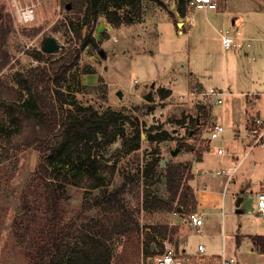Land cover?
I'll return each instance as SVG.
<instances>
[{"label":"rangeland","instance_id":"obj_1","mask_svg":"<svg viewBox=\"0 0 264 264\" xmlns=\"http://www.w3.org/2000/svg\"><path fill=\"white\" fill-rule=\"evenodd\" d=\"M178 2L179 0H141L139 7L132 8L131 12L132 15H138L140 21L112 30H106L105 27L113 26L99 14L93 31L96 44H89L82 50L78 65L70 69L61 82V87L67 95L75 96L82 105L91 104L99 111L106 108L122 110L131 120H137L140 127L149 128L151 133L166 129L171 134V138L167 140L150 142L142 132L139 150L126 155L120 152V139L103 149L108 163L115 161L117 167L109 188L119 183L118 171L122 167L126 166L129 171L135 173L137 168H142L151 158L161 156L168 157L165 163H170L175 169L173 171H176L170 184L173 189L177 182L186 179V169L188 166L190 168L195 151L208 145L205 129L202 126H194L191 122L198 111H203L204 104H200L199 95H191L188 91L178 96L176 92L162 99L159 95V84L175 83L171 88L184 92L192 73L211 77L213 87L219 85L220 79L225 78L234 89L241 91L254 92L255 83H264V78L254 76L251 78L254 83L251 86H244L239 82L237 87L236 76L239 74L233 65L234 50L224 49L218 40L219 28L228 29L233 33L230 24L221 14L214 17L211 9H196L186 0V14L191 17L189 19L193 24L191 30L187 31L189 26L177 15ZM223 7L226 15L237 12L248 30L264 35V0H217V9ZM26 10L32 12L31 19L23 15ZM82 14L83 12L74 9L70 0H0V78L5 83L16 86L15 73L24 72L38 64L27 51L40 50L47 37H55L60 44V49L51 53L56 55L54 58L62 55L64 48L73 47L76 39L70 23L72 21L76 27L81 20L77 16ZM187 21L190 22L188 18ZM99 23H103L105 27L98 34ZM179 28H182L181 33L177 32ZM206 52H210L212 56H207ZM261 54L253 55L254 59L249 60L250 66L260 65L264 69V52ZM244 58L242 62L247 66V59ZM190 81L189 90L193 85L198 86L192 78ZM152 82L155 84L148 86ZM143 87L145 88L139 91ZM258 90L260 91V88ZM116 91H121V96L117 95ZM226 96L224 95L222 103L210 107L216 109L217 106L224 105ZM260 97H264V93ZM261 104L264 105V102ZM126 125L128 126L129 122ZM128 131L130 132V129ZM179 143H187L190 150L180 148L175 155H171L170 151L179 147ZM4 146L1 138L0 150ZM37 154L33 147H25L20 151H13L9 158L0 162V264L26 263L24 247L15 235L13 218L20 211V196L36 167ZM161 169V174H154L146 183H140L139 186L135 182L129 184L132 188L125 195L132 205L143 201L145 185L151 190L159 187L161 192H164V168ZM177 169L180 170L179 173ZM189 171L191 172V169ZM108 177L106 182H110ZM68 191V218H71L79 211L85 188L72 185ZM245 191L246 188L243 192ZM91 193L95 194L96 190ZM153 195L152 192L151 198ZM167 196L165 193L164 201H168ZM248 196L245 195L242 207L249 203ZM238 198L241 196L238 195L235 201ZM133 216L139 221L138 233L132 228L127 236H118L119 244L114 250L111 264H148L150 259L165 250V245L179 250L175 243L176 238H182L185 233L191 235L194 245L197 243L200 231L193 230L186 224H183L181 229L177 225V231L171 239L155 236V240L151 242L153 252L149 258L143 252V237L148 225L175 226V223L181 221L180 215L175 211L141 209L134 212ZM219 218L220 216L208 217L200 227H210L217 249L222 244ZM225 222L228 226L227 218ZM224 233V243L228 248L232 238L229 233Z\"/></svg>","mask_w":264,"mask_h":264},{"label":"trees","instance_id":"obj_2","mask_svg":"<svg viewBox=\"0 0 264 264\" xmlns=\"http://www.w3.org/2000/svg\"><path fill=\"white\" fill-rule=\"evenodd\" d=\"M70 1L74 9L83 12L77 16L81 20L76 27L70 23L76 39L73 47L64 48L57 58L41 49L27 51L38 64L24 72L17 71L16 86L0 78V139L5 143L0 162L25 147H33L38 153L36 167L20 196V211L13 218L16 238L24 247L25 264H111L118 236H127L132 228L138 233L139 221L134 212L162 209L184 214L196 209L194 191L188 183L193 177L189 166L186 179L171 189L176 171L170 163L162 165L161 156L151 158L135 173L122 167L118 171L119 183L108 187L117 167L115 161L108 163L103 149L120 139V152L126 155L139 150L142 132L150 142L167 140L171 134L166 129L151 133L122 110L99 111L91 104L82 105L62 89L61 82L78 65L82 50L96 44L93 31L99 14L113 27L140 21L131 12L141 0ZM185 1L178 2L180 16L186 14ZM169 94L168 89L159 90L161 98ZM191 122L198 124L196 117ZM178 146L190 150L187 143ZM161 168L164 192L145 185L143 201L132 205L125 195L132 188L129 184L146 183L154 174H161ZM107 176L110 182H106ZM72 185L84 187L85 194L79 211L68 218V189ZM95 190V194L91 193ZM165 193L168 201H164ZM176 231L177 225H148L143 252L150 258L155 236L171 239ZM250 238L264 254V234Z\"/></svg>","mask_w":264,"mask_h":264},{"label":"crops","instance_id":"obj_3","mask_svg":"<svg viewBox=\"0 0 264 264\" xmlns=\"http://www.w3.org/2000/svg\"><path fill=\"white\" fill-rule=\"evenodd\" d=\"M215 2L217 5V0ZM204 9L209 10L211 8ZM223 9L225 8L217 9L216 7V9H211L213 16L221 14L226 22L230 24L229 27L233 33L240 32L250 38L249 45H244L242 50H232H234L233 65L235 69H238L239 74L236 76V86L238 87L239 82L244 86H251L254 84L251 80L254 76L260 79L264 78V69L260 65L250 66L249 62L250 59H254L253 55L260 56L262 55L261 52H264V35L254 34L251 30H248L240 14L237 12H230L226 15ZM177 15L180 19L184 20L186 26H189L187 31H190L193 27L189 19L191 17L187 14L185 16ZM187 18L190 21L189 23ZM121 26H124V24L117 27ZM105 28L106 30H112L115 27L107 26ZM177 32L181 33L182 28L177 29ZM218 36L220 37V34ZM206 53L207 56H212L210 52ZM244 57L247 59V66L242 62L245 59ZM191 78L201 88L212 86L211 77L207 75L198 76L193 73L188 78L187 89L184 92L183 90L171 88L175 86V83L172 85L159 84V86L170 90V94L166 97L176 92L180 96L189 91ZM218 83L220 86L217 85L215 87L224 89L225 95H227L226 102L220 107L217 106L216 109L213 106L209 109V121L211 123L222 124L225 131L214 141H209L207 138L208 145L204 146V149L201 151H195V156L190 161L193 177L189 180V184L193 188L197 202L194 211L202 214L204 222L208 217L220 216L219 226L222 244L219 249L214 246V238L212 237L210 227L206 225L198 230L200 234L198 235L196 245L191 240V235L185 233L182 238H176L175 243L179 250L175 249L184 255L194 254L197 251L198 244L202 243L206 247V253L217 254L223 249L228 253H226L227 255L235 257L236 264H264V254L256 249L250 238L254 234H264V219L256 212L257 193L264 191V149L254 148L247 150L245 136L247 122L254 117H264V105L261 104L264 102V97H260L264 93V83L259 85L255 83L254 92L234 89L225 81V78L220 79ZM154 84L152 82L148 86L151 87ZM145 87L140 88L139 91ZM258 88H260V91ZM218 147L223 149L224 152L222 154L216 152ZM218 170H224L230 173V175L217 174L216 171ZM245 188L246 191L243 192ZM238 195L241 198L235 201ZM245 195H249L250 200L246 207H242L241 204ZM177 214L178 216L180 215L181 221L175 223V225L180 226L179 228L181 229V226L184 224L183 216L185 213ZM226 218L228 226L225 222ZM204 222L202 225H204ZM229 222L232 224L230 225ZM224 232L229 233L232 238L228 248L224 243Z\"/></svg>","mask_w":264,"mask_h":264},{"label":"built area","instance_id":"obj_4","mask_svg":"<svg viewBox=\"0 0 264 264\" xmlns=\"http://www.w3.org/2000/svg\"><path fill=\"white\" fill-rule=\"evenodd\" d=\"M195 8H211L216 9L217 5L215 0H188ZM220 41L225 49L240 50L244 45H249V37L240 32L230 33L228 29H219ZM189 93L191 95H199L200 104L203 105V111H198L196 114L197 126L203 127L207 134L209 141H214L220 137L225 131L222 124L211 123L209 121V109L211 105L220 104L226 94L221 87L201 88L197 85L191 86ZM202 106V105H201ZM247 150L254 148L264 149V117H254L247 122L246 132ZM246 150V151H247ZM218 154L224 151L221 147L216 149ZM217 174L230 173L224 170L216 171ZM256 212L264 219V191H259L256 196ZM204 222V217L197 211H190L183 216V223L188 225L191 229L198 231ZM150 264H236V259L232 255H227L222 249L220 253L208 254L206 247L200 243L197 246V251L194 254L184 255L172 246H165V250L150 259Z\"/></svg>","mask_w":264,"mask_h":264},{"label":"water","instance_id":"obj_5","mask_svg":"<svg viewBox=\"0 0 264 264\" xmlns=\"http://www.w3.org/2000/svg\"><path fill=\"white\" fill-rule=\"evenodd\" d=\"M69 4V3H68ZM67 4V8L69 7V5ZM104 29V25L103 23H99L98 27H97V33L99 34L100 32H102V30ZM60 49V44L57 42L55 37H47L46 39H44L43 41V45L41 47V50L44 53H53L56 52ZM117 95L121 96V91H117ZM180 150L179 147L172 149L170 151L171 155H175L178 151ZM168 159V157H164L160 162L165 163V161ZM179 209V207H178ZM150 262V261H149Z\"/></svg>","mask_w":264,"mask_h":264},{"label":"bare ground","instance_id":"obj_6","mask_svg":"<svg viewBox=\"0 0 264 264\" xmlns=\"http://www.w3.org/2000/svg\"><path fill=\"white\" fill-rule=\"evenodd\" d=\"M23 15H25V17H26L27 19H31V17H32V12L29 11V10H26V12H23Z\"/></svg>","mask_w":264,"mask_h":264}]
</instances>
